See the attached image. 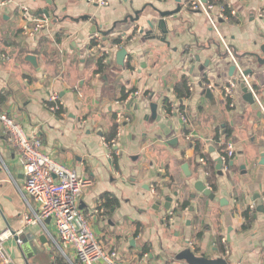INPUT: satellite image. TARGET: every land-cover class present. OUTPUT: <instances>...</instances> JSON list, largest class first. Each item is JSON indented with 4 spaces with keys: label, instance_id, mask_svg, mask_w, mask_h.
Segmentation results:
<instances>
[{
    "label": "crops",
    "instance_id": "obj_1",
    "mask_svg": "<svg viewBox=\"0 0 264 264\" xmlns=\"http://www.w3.org/2000/svg\"><path fill=\"white\" fill-rule=\"evenodd\" d=\"M215 1L218 7L238 12L234 21L219 26L245 70L252 71L255 89L264 101V65L250 56L260 54L264 45V18L257 16L264 0ZM16 3L30 8L37 18L48 11L52 19L47 30L30 39L23 34L17 8L0 10L1 110L29 136H39L54 159L93 181L80 208L88 216L93 214L92 227L103 247L116 250L127 264H187L177 259L187 248L196 256L224 258L229 264H264V212L258 211L264 206V119L259 108L244 100L241 85L235 91L236 107L227 106L221 86L232 78V63L222 47L224 56H218L221 44L206 17L181 0L182 11L173 17L174 32L166 45L148 40L147 22L156 23L160 12L176 10V0H109L105 8L82 0ZM135 12L140 19L132 22ZM95 26L110 34L104 41L98 33L103 50L92 54ZM115 39H121V45L114 46ZM127 40L124 48L129 55L122 67L117 53ZM28 55L38 58L39 70L25 61ZM102 58L107 66L96 73ZM183 78L192 92L183 101L188 125L163 105L164 100L179 104L174 88ZM208 86L217 88L212 100L204 95ZM52 93H58L65 105L61 117L47 107ZM153 103L158 105L160 121L152 119ZM119 113L130 121L123 123L117 137ZM219 128L231 132L236 156L232 172L217 171L216 199L210 201L194 188L197 181L210 186L192 142L199 141L209 158H221L217 148L224 141L222 132L218 147L214 140ZM113 136L117 143L110 150L106 141ZM174 140L177 143L171 145ZM184 164L190 168L189 178L182 171ZM24 187L19 153L0 123V232L9 225L22 236L27 231L46 235L40 225L25 228ZM104 195L115 199L117 206L105 210ZM168 198L173 199L170 211L165 208ZM185 200L190 206L173 214ZM247 210L252 220L244 228ZM47 228L55 233L52 223ZM21 246L14 237L5 243L13 264H24ZM32 246L40 251L32 264L56 263V254L36 243ZM50 247L55 249L51 243Z\"/></svg>",
    "mask_w": 264,
    "mask_h": 264
},
{
    "label": "built area",
    "instance_id": "obj_2",
    "mask_svg": "<svg viewBox=\"0 0 264 264\" xmlns=\"http://www.w3.org/2000/svg\"><path fill=\"white\" fill-rule=\"evenodd\" d=\"M82 1L104 8L110 5L109 0ZM187 1L190 10L201 12L206 17L225 55L235 68L233 77L221 86L228 107L231 110L236 107L235 91L240 85L244 84L258 104L259 111L264 119V101L256 91L251 76L245 74V68L222 35L219 26L222 21L230 22L232 17L238 15V12L228 6L218 7L214 0H206L205 2L203 0ZM9 6H14L20 11L23 21L22 31L27 38H37L41 32L48 29L50 20L46 15L37 18L30 8L17 4L16 0H0V10ZM257 16L261 19L264 18V6L258 10ZM92 38L96 45L91 49V53L94 54L96 51L103 50L101 36L95 34ZM105 53L106 56L110 55L109 51ZM207 89L214 92L217 88L216 86H208ZM135 95L138 96L139 94L136 93ZM169 104L171 113L180 115L183 124L188 125L190 120L185 110L179 109L178 104L173 105L170 102ZM47 107L54 115L64 113L65 109L58 93H52L49 96ZM129 121L123 114L119 113L117 115V137L121 136L123 123ZM0 123L9 136L13 147L19 153L23 167L25 187L21 191V196L26 203V211L22 220L25 223L26 230H31L38 225L42 226L50 243L68 264H127L120 260L116 250L103 247L92 227L91 218L93 214L88 216L80 208L83 193L93 185V181L90 178L79 176L74 169L58 162L49 155L44 150L42 139L37 135L29 136L24 127L12 118L8 112L0 111ZM116 143V139L111 142L106 141V147L111 150L116 147ZM226 148L227 155L222 158L224 172L229 171V162L233 161L236 156L235 144L232 141L226 142ZM201 163L206 165V161L203 159ZM49 219L55 228L54 234L48 231L46 222ZM17 235L19 234L17 233ZM13 237L8 230L0 232V258L2 264H13L5 248V243ZM18 245H20V242H18Z\"/></svg>",
    "mask_w": 264,
    "mask_h": 264
},
{
    "label": "water",
    "instance_id": "obj_3",
    "mask_svg": "<svg viewBox=\"0 0 264 264\" xmlns=\"http://www.w3.org/2000/svg\"><path fill=\"white\" fill-rule=\"evenodd\" d=\"M203 1L205 2L206 0H203ZM176 2L178 3V7L176 10L160 12L159 13L160 20H158L156 23L152 21L147 22V27L149 30L146 32L145 36L150 35L148 40H158L163 44H166V45L170 44L167 38L169 34H172L174 32V26H173V21H172L173 17H175L177 14L181 13L182 11L181 0H176ZM45 14L48 18H51L48 11H45ZM82 19L88 20L89 18L87 17V18H82ZM139 19H140L139 12H135V19L130 18L132 22L138 21ZM73 21L78 22L79 19H73ZM125 21L127 22L128 19H126ZM141 32L143 33L144 30H142ZM92 33L101 34V36L103 37L105 41L106 37L110 34V31L102 32L100 29H98L97 26H95V28L92 30ZM217 48L219 49L218 56L223 57L224 55H222L221 45L218 44ZM260 51H261L260 54H252L250 56L253 58V60L255 59L258 62V64L264 65V45L260 48ZM128 55H129V52L126 48H123L120 51H118L117 62L119 66L123 67L125 65V60L128 57ZM238 59H240L239 56H238ZM197 60H199V58H197ZM25 61L30 63L37 70H39L38 58L35 55H28L25 58ZM234 72H235V68L234 66H231L230 73H229L230 77H233ZM245 74L248 76H251L252 71L247 70ZM241 89H242V92L244 93V100L247 103H249L253 107V109L257 110L259 108L258 104L255 102L252 94L248 91V89L245 87L244 84L241 85ZM204 95L209 100H212L214 98L213 92L210 89H206L204 91ZM133 103H134V100L131 101V104ZM150 107H151L152 119L153 120L156 119L160 121L161 117L158 116L157 114L158 105L153 103L150 105ZM176 143H177V140H174L173 142H171V145H175ZM262 156H263V159H262L261 164H264V154H262ZM216 161H217L216 169L217 171H219V174L222 175L224 172L223 171L224 162L222 158H218ZM229 165L233 167L234 161H231ZM182 171L188 178L191 177V172H190V168L188 164H184L182 166ZM194 188L198 193L202 194L204 197L208 198L210 201H215L216 194L203 181H197L194 185ZM175 196H177V193H175ZM192 197H195V196L193 195ZM172 202H173L172 198L167 199V203L165 204V208L167 211H170ZM221 203L223 204L224 201H221ZM191 211H193V209H191ZM258 211L264 212V206H259ZM46 223L50 225L51 220L50 219L47 220ZM7 228H8V231L14 236L15 240L17 242H20V245H22L20 247V252H21V256H22V260L24 264H30V260L35 255H38V253L40 252L39 250H37L36 248L32 246L34 243L52 252L49 240L45 234L41 236H37L36 234L29 235L31 232L27 231L26 234L22 236V235H17V232L13 231L9 225H7ZM177 259L181 261H185L187 264H229L227 260L224 258L209 259V258H206L204 255L196 256L195 253L192 252L191 249H188V248L180 252L177 256Z\"/></svg>",
    "mask_w": 264,
    "mask_h": 264
},
{
    "label": "trees",
    "instance_id": "obj_4",
    "mask_svg": "<svg viewBox=\"0 0 264 264\" xmlns=\"http://www.w3.org/2000/svg\"><path fill=\"white\" fill-rule=\"evenodd\" d=\"M217 1L220 4H223L224 3L223 0H217ZM215 4H216V1H215ZM235 19H236L235 17H232L231 18V21L232 20L234 21ZM128 42L129 41L127 40V42L124 44L123 48L126 47L129 44ZM121 43H122L121 42V39H115V40L112 41V44L114 46H116V45L119 46V45H121ZM91 45L92 46H95L96 45V43H95L94 40H92ZM107 62L108 61L104 62V59L103 58L100 59L98 61V63H97L98 70L96 71V73H102V71L107 66ZM129 67L131 69H133L131 66H129ZM174 93L176 95V98L179 101L178 108L179 109H182V110H185V106L183 104V101L188 100V99H190L192 97V92H191L190 86L188 84V81L185 78H183L180 81V83H178L175 86ZM123 98L124 99H127L128 98V95H124ZM1 103H2V101H1ZM164 109L166 111H168V112H171V108H170V104H169L168 100H164ZM0 111H2L1 110V104H0ZM62 114L63 113H58V114H56V116L61 117ZM221 132H222V136L224 137V141H225V142L223 141L222 144H220V142H219L220 136H221ZM114 138H115L114 136L108 138L107 139V142H111ZM230 138H231V132L229 130H227V128H224V129L219 128L217 130L214 140L216 142L215 147H218V143L221 145L220 147L217 148L218 149V152L220 153V157L221 158H224L227 155L226 142H228L230 140ZM192 143L194 144V148H195L196 153L202 159H205L206 160L205 171L208 174V176H207V183L210 186V188L212 189V191L215 193L217 191V185H216V178H217V169H216V166H217V161L209 158V152L208 153L203 152V149L204 148H203L202 144L199 141H193ZM233 170H234V166L231 167L229 165V171L228 172H232ZM206 199H208V198H206ZM101 203H102V207L105 210H107V211H109L110 209H112L114 206H117V204H118L115 199H111L108 195H104L102 197V202ZM189 206H190V200H185L184 202L179 203L178 208H176L175 211H173V214L180 213L181 211L186 210ZM244 217H245L246 223H247L246 226H244V228H247L249 222L252 220V214L247 210L244 213ZM62 259L65 261V259L63 257H62ZM62 259L57 258V261H56L55 264H64V261ZM0 264H2L1 258H0Z\"/></svg>",
    "mask_w": 264,
    "mask_h": 264
},
{
    "label": "rangeland",
    "instance_id": "obj_5",
    "mask_svg": "<svg viewBox=\"0 0 264 264\" xmlns=\"http://www.w3.org/2000/svg\"><path fill=\"white\" fill-rule=\"evenodd\" d=\"M52 253H53V254H56L55 257L62 259V257L60 256V254H59L55 249L52 251ZM62 260H63V259H62ZM63 261H64V260H63ZM30 264H32V263L30 262Z\"/></svg>",
    "mask_w": 264,
    "mask_h": 264
}]
</instances>
